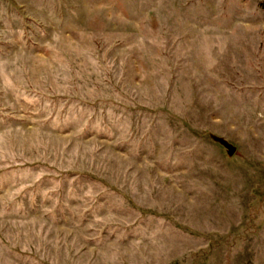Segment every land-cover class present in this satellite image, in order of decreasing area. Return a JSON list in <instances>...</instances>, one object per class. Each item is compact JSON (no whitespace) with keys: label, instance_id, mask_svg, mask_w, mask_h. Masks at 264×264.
I'll return each mask as SVG.
<instances>
[{"label":"rangeland","instance_id":"1","mask_svg":"<svg viewBox=\"0 0 264 264\" xmlns=\"http://www.w3.org/2000/svg\"><path fill=\"white\" fill-rule=\"evenodd\" d=\"M0 264H264V0H0Z\"/></svg>","mask_w":264,"mask_h":264},{"label":"water","instance_id":"2","mask_svg":"<svg viewBox=\"0 0 264 264\" xmlns=\"http://www.w3.org/2000/svg\"><path fill=\"white\" fill-rule=\"evenodd\" d=\"M216 143L220 144L222 147H224L230 155H232L235 151L234 147L230 145L227 141L221 138L213 137L212 138Z\"/></svg>","mask_w":264,"mask_h":264}]
</instances>
